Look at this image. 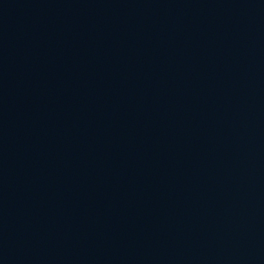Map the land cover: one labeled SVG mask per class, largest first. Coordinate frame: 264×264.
I'll return each mask as SVG.
<instances>
[{
    "label": "water",
    "instance_id": "obj_1",
    "mask_svg": "<svg viewBox=\"0 0 264 264\" xmlns=\"http://www.w3.org/2000/svg\"><path fill=\"white\" fill-rule=\"evenodd\" d=\"M0 264H264V0H134L0 86Z\"/></svg>",
    "mask_w": 264,
    "mask_h": 264
}]
</instances>
